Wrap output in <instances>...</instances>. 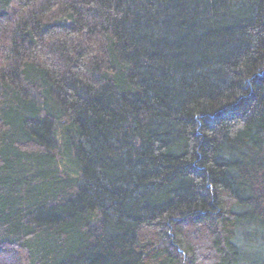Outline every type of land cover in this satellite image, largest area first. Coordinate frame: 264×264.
<instances>
[{
    "label": "trees",
    "instance_id": "trees-1",
    "mask_svg": "<svg viewBox=\"0 0 264 264\" xmlns=\"http://www.w3.org/2000/svg\"><path fill=\"white\" fill-rule=\"evenodd\" d=\"M0 264H264V0H0Z\"/></svg>",
    "mask_w": 264,
    "mask_h": 264
}]
</instances>
